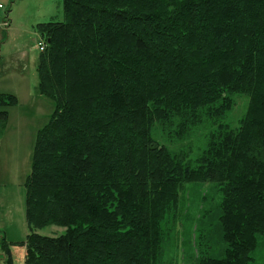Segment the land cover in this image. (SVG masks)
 Returning <instances> with one entry per match:
<instances>
[{
  "label": "trees",
  "instance_id": "1",
  "mask_svg": "<svg viewBox=\"0 0 264 264\" xmlns=\"http://www.w3.org/2000/svg\"><path fill=\"white\" fill-rule=\"evenodd\" d=\"M36 92L54 101L26 186V264H163L188 183H212L196 264H255L264 236V0H63ZM249 102L225 121L234 95ZM13 94L0 92V136ZM209 123L194 164L169 149ZM210 221V222H209ZM214 227H211L213 225ZM65 227L58 236L35 228ZM0 240V264H16Z\"/></svg>",
  "mask_w": 264,
  "mask_h": 264
},
{
  "label": "rangeland",
  "instance_id": "2",
  "mask_svg": "<svg viewBox=\"0 0 264 264\" xmlns=\"http://www.w3.org/2000/svg\"><path fill=\"white\" fill-rule=\"evenodd\" d=\"M0 4V92L15 95L18 102L8 108L9 121L0 136V240L5 236L11 242L16 264H26V248L19 244L30 232L25 182L32 168L37 132L49 121L55 107L51 98L36 92L40 45L44 43L39 26L66 18L63 0H0ZM248 102L247 95H234L233 109L225 119L233 128L239 126ZM210 128L207 123L184 141H169L160 127L154 136L173 151L192 150L187 161L194 164ZM221 196L219 187L212 183L186 185L180 200V224L165 244L163 264H196L194 231L198 218L208 209L209 218L214 220ZM35 231L58 236L64 233L65 227L49 225ZM253 254L255 264H264V236Z\"/></svg>",
  "mask_w": 264,
  "mask_h": 264
},
{
  "label": "built area",
  "instance_id": "3",
  "mask_svg": "<svg viewBox=\"0 0 264 264\" xmlns=\"http://www.w3.org/2000/svg\"><path fill=\"white\" fill-rule=\"evenodd\" d=\"M2 5L0 4V7H1ZM44 44V45H43ZM41 49H44V46H45V43H41Z\"/></svg>",
  "mask_w": 264,
  "mask_h": 264
},
{
  "label": "crops",
  "instance_id": "4",
  "mask_svg": "<svg viewBox=\"0 0 264 264\" xmlns=\"http://www.w3.org/2000/svg\"><path fill=\"white\" fill-rule=\"evenodd\" d=\"M10 114V113H9Z\"/></svg>",
  "mask_w": 264,
  "mask_h": 264
}]
</instances>
